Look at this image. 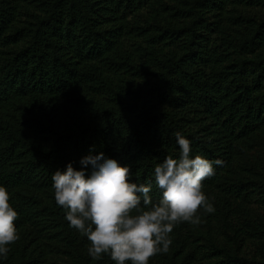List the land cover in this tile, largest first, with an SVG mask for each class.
<instances>
[{
  "label": "trees",
  "instance_id": "16d2710c",
  "mask_svg": "<svg viewBox=\"0 0 264 264\" xmlns=\"http://www.w3.org/2000/svg\"><path fill=\"white\" fill-rule=\"evenodd\" d=\"M177 132L223 162L202 182L215 211L149 264H264V0H0V186L19 236L0 264H115L89 256L52 175H90L94 148L157 203Z\"/></svg>",
  "mask_w": 264,
  "mask_h": 264
},
{
  "label": "clouds",
  "instance_id": "9594fccd",
  "mask_svg": "<svg viewBox=\"0 0 264 264\" xmlns=\"http://www.w3.org/2000/svg\"><path fill=\"white\" fill-rule=\"evenodd\" d=\"M174 135L179 158L168 155L154 168L155 184L162 193L157 203L150 196L151 181L130 182L129 167L106 159L103 153L92 155L94 148L80 161L83 169L91 165L90 175L71 163L66 171L52 175L55 201L65 210L70 226L90 241L87 251L94 260L109 254L115 264H149L156 254L169 251L176 225H199L201 209L215 211L202 182L215 174L214 164L222 166L223 162L201 155L193 158L191 141L179 132ZM10 200L8 189L0 186V256L5 258L9 245L19 239L18 213Z\"/></svg>",
  "mask_w": 264,
  "mask_h": 264
}]
</instances>
